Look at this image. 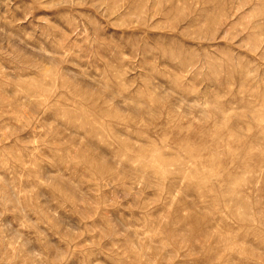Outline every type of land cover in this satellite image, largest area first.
I'll use <instances>...</instances> for the list:
<instances>
[{"label":"rangeland","instance_id":"1","mask_svg":"<svg viewBox=\"0 0 264 264\" xmlns=\"http://www.w3.org/2000/svg\"><path fill=\"white\" fill-rule=\"evenodd\" d=\"M0 264H264V0H0Z\"/></svg>","mask_w":264,"mask_h":264}]
</instances>
